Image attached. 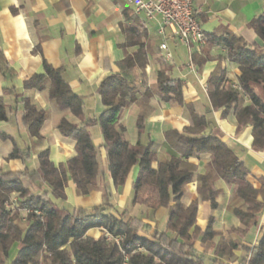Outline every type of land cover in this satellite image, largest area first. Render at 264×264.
<instances>
[{"label":"trees","instance_id":"1","mask_svg":"<svg viewBox=\"0 0 264 264\" xmlns=\"http://www.w3.org/2000/svg\"><path fill=\"white\" fill-rule=\"evenodd\" d=\"M248 26L263 45L227 32L222 36H205L210 44L223 45L228 60L239 71L236 82L232 83L218 65L206 82L207 95L212 110L221 109L222 117L233 112L238 129L250 127L252 149L264 151V11ZM127 34L128 45L138 46L140 51L134 55L126 51L119 71L111 73L98 87L103 110L97 116L84 115L81 97L62 79L60 69L44 64L43 74L33 75L23 84L24 91L46 89L48 99L64 113L56 129L62 137L74 141L75 153L64 163L55 166L48 149L35 152L43 141L40 130L47 118L46 110L28 97L19 96L13 87L5 89L0 97V123L7 122L12 113L20 110L19 127L26 130L29 138L27 145L21 147L12 137L0 132V140H11L13 145L6 160L17 159L25 166L20 172L0 170V264H121L123 252L129 254V264H222V259H232L238 250L241 252L238 264H264V229L254 246L223 239L212 245V256L194 248L196 241L206 244L219 235L213 228L212 216L205 229L196 225L199 201L208 203L212 211L218 209L221 190L216 187V181L234 187L227 209L238 220L239 227L230 228L228 234L239 237H244L257 224L264 208V182L256 187L248 181L249 173L243 161L214 130L208 111L199 114L192 105L184 104L181 81L173 77L164 57L156 59L159 70L155 84L137 96L140 92L137 81H144L150 47L140 39L145 35L144 30L138 32L132 25ZM0 76L9 82L16 76L1 51ZM154 95L182 107L189 121L181 133L174 130L164 133L166 158L162 160L157 158L152 141L130 144L124 137V126L118 123L120 113L137 104L140 112L136 128L140 135L149 100ZM65 115H71L78 123L69 121ZM95 127L101 133V148L113 186L123 187L130 172L136 169L133 203H139L151 213L166 208L164 231H151L140 219L126 217L125 212L106 201L90 211L63 204L69 182L77 196H87L97 187L98 152L90 134V129ZM33 154L37 155L36 168L27 166ZM205 154L209 155L205 170L199 173L188 160ZM144 174L150 180L148 187L142 183ZM23 181L39 184V192L31 193ZM193 181L198 199L185 206L181 200L186 185ZM102 190L107 197V188ZM12 195L18 199L14 209L9 210L5 204ZM92 229H101L103 233L91 237L87 233ZM13 248L16 250L11 254Z\"/></svg>","mask_w":264,"mask_h":264},{"label":"crops","instance_id":"2","mask_svg":"<svg viewBox=\"0 0 264 264\" xmlns=\"http://www.w3.org/2000/svg\"><path fill=\"white\" fill-rule=\"evenodd\" d=\"M193 4L194 17L206 37L222 36L227 32L263 45L248 26L251 20L264 11L263 0H193ZM132 25L137 27L138 32L145 31L140 39L150 47L144 81H137V86L140 87L137 96L155 84L159 70L156 59L164 57L171 67L173 77L181 81L184 104L192 105L199 114L208 111L214 130L243 161L249 173L248 181L256 187L261 186L264 182V151L252 149L251 128L238 129L233 112L222 117V110H212L208 100L206 82L218 65L225 71L226 80L232 83L236 82L239 75L236 66L228 60L223 45L210 44L207 40L204 45L193 44L187 47L177 42L168 28L164 29L162 36L158 22L147 20L143 15H135L126 0H0V51L16 75L12 82L3 80L0 76V97L5 89L13 87L19 96L28 97L37 107L46 110L47 118L40 130L43 141L35 148V152L48 149L50 161L57 166L74 156V141L62 137L57 131L56 125L64 113L59 112L48 99L46 89L24 91V82L33 75L43 74L44 64L60 69L62 79L73 93L81 97L84 115H99L103 106L98 87L111 73L119 71V63L126 51L131 55L140 51L138 46H129L127 42V29ZM162 43L166 45V50L160 49ZM167 54L170 55L168 59ZM148 105L149 110L140 135L136 128V118L140 112L137 104L133 103L125 108L119 115L118 123L124 126V137L130 144L152 141L157 158L162 160L166 158L164 133L168 130L181 133L189 125L187 113L178 105L161 101L157 95L149 100ZM65 117L78 123L71 115ZM19 119L20 110H17L7 122L0 123V132L25 147L29 138L26 130L19 127ZM90 134L98 152L97 187L87 196H77L69 182L65 188L66 200L63 204L90 211L106 201L118 211L125 212L126 217L138 218L151 231L157 230V220L163 214H168L167 209L159 208L151 213L139 203H133L132 183L136 177V169L130 172L123 187L115 188L107 174L99 128L90 129ZM12 146L11 140H0L2 172H20L25 167L20 160H6ZM208 156L197 155L188 161L202 173ZM37 165V155L33 154L27 166L36 168ZM102 174L104 176L101 178ZM142 183L145 187L150 185L146 174L143 175ZM215 184L221 190L217 198L218 209L212 211L208 203L199 201L196 225L201 230L205 229L208 218L212 216L213 228L219 235L206 244L196 241V251L212 256V245L223 239L235 240L247 246L256 245L264 229V208L257 218L256 226H251L244 237L228 234L230 228L239 227L238 220L227 209L234 187L221 180ZM23 185L33 194L39 192V184L23 181ZM103 187L107 188V197H104ZM196 199V182L193 181L186 185V193L181 201L186 206ZM110 213H113L112 208ZM102 233L101 229H92L87 234L97 238ZM240 255L239 250L235 251L232 259H222L221 263L238 264Z\"/></svg>","mask_w":264,"mask_h":264},{"label":"built area","instance_id":"3","mask_svg":"<svg viewBox=\"0 0 264 264\" xmlns=\"http://www.w3.org/2000/svg\"><path fill=\"white\" fill-rule=\"evenodd\" d=\"M135 15H143L147 20H156L160 35L164 36V29L168 28L173 38L184 46L204 45L207 39L200 24L194 17L193 0H126ZM160 49L166 50L162 43ZM166 58H170L167 54ZM10 199L5 207L14 209L17 195ZM22 221H25L22 218ZM121 264H129V254L123 252Z\"/></svg>","mask_w":264,"mask_h":264},{"label":"rangeland","instance_id":"4","mask_svg":"<svg viewBox=\"0 0 264 264\" xmlns=\"http://www.w3.org/2000/svg\"><path fill=\"white\" fill-rule=\"evenodd\" d=\"M145 190V188H144ZM16 196L15 195H12L10 199H14ZM167 219V214H163L162 217L160 219L157 220V223H156V227H157V231L158 232H162L165 230V221ZM25 222L24 221H21V225H24ZM149 229V228H148ZM16 250V248H13L12 253H14Z\"/></svg>","mask_w":264,"mask_h":264}]
</instances>
